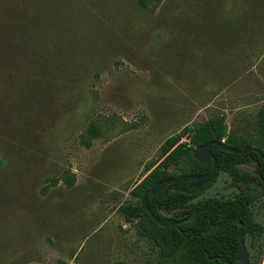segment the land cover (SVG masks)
Instances as JSON below:
<instances>
[{
	"label": "rangeland",
	"instance_id": "374dc122",
	"mask_svg": "<svg viewBox=\"0 0 264 264\" xmlns=\"http://www.w3.org/2000/svg\"><path fill=\"white\" fill-rule=\"evenodd\" d=\"M59 2L42 70L17 39L0 45V264L157 261L119 208L183 129L224 116L227 134L256 135L264 0ZM92 122L102 137L84 147ZM239 169L257 176L254 162ZM238 185L218 171L193 202L252 195L264 229V190ZM246 246L249 264H264V234Z\"/></svg>",
	"mask_w": 264,
	"mask_h": 264
},
{
	"label": "trees",
	"instance_id": "16d2710c",
	"mask_svg": "<svg viewBox=\"0 0 264 264\" xmlns=\"http://www.w3.org/2000/svg\"><path fill=\"white\" fill-rule=\"evenodd\" d=\"M159 2L139 0L144 9H148L151 3ZM61 8L59 0H25L21 6L18 0H0V45L8 48L17 39L22 56L29 61L31 70H42L39 59L44 54L45 31L54 28V20ZM54 50H48V53L53 54ZM255 133L254 137L227 134L225 117L219 116L197 123L192 129L185 128L165 141L159 164L131 187L130 195L135 202L119 208L125 221L134 224L139 235L157 249L158 260L145 264H239L236 261L239 229H242L245 245L248 242L250 248H256L264 229L254 221L252 205L255 197L252 195L240 192L232 199H208L194 203L200 190L192 188V182L169 185L159 194H149L147 203L154 217L161 222H179L177 227L158 226L140 205L142 195L157 183L177 175L207 174L211 163H198L192 153L195 148L210 141L225 143L236 150L252 146L264 155V103L256 113ZM100 137V126L92 122L81 134L80 144L89 147L92 140ZM184 138L186 141H182ZM211 151L219 171L229 176L233 186L256 180L264 190L259 176L252 177L239 169L254 162L263 179L264 161L256 153L233 155L216 146H212ZM210 185L201 190H206ZM160 212L170 217H164Z\"/></svg>",
	"mask_w": 264,
	"mask_h": 264
},
{
	"label": "water",
	"instance_id": "95a60500",
	"mask_svg": "<svg viewBox=\"0 0 264 264\" xmlns=\"http://www.w3.org/2000/svg\"><path fill=\"white\" fill-rule=\"evenodd\" d=\"M212 146H216L220 148L222 151L233 154V155L244 156V155H247L253 152V153H256L262 161H264V155L258 149L252 146H245L241 150H236L232 147L227 146L225 143H218L216 141H210L202 146L195 148L192 153L194 160H196L198 163L202 165L211 163V169L207 174L200 175V176L177 175L176 177L172 179H168V180L155 184L152 188L146 191L140 199L141 208L149 215L151 220L154 223H156L158 226L177 227L179 222H170V221L161 222L158 219H156L148 206L147 196L149 194H159L162 191H164L167 186L178 184V183L192 182L191 187L197 190H201L207 185L211 184L214 181L219 171L216 158L211 151ZM263 184H264V179H263ZM237 237L239 241V251H238L236 261L239 264H249V254H248L245 242H244L242 229H239L237 233Z\"/></svg>",
	"mask_w": 264,
	"mask_h": 264
},
{
	"label": "flooded vegetation",
	"instance_id": "af4514ba",
	"mask_svg": "<svg viewBox=\"0 0 264 264\" xmlns=\"http://www.w3.org/2000/svg\"><path fill=\"white\" fill-rule=\"evenodd\" d=\"M257 176H259V179H260V181L262 182V185L264 186V184H263V179H264V178L262 179V177L260 176V173H258V172H257ZM257 176H256V177H257ZM258 182H259V181H258ZM259 186H260V182H259ZM260 188H261V186H260ZM261 189H262V188H261Z\"/></svg>",
	"mask_w": 264,
	"mask_h": 264
}]
</instances>
